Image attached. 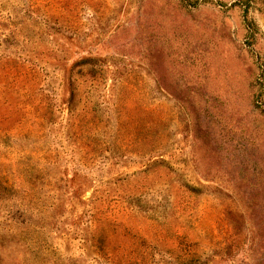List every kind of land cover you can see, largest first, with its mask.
Masks as SVG:
<instances>
[{"label":"rangeland","instance_id":"rangeland-1","mask_svg":"<svg viewBox=\"0 0 264 264\" xmlns=\"http://www.w3.org/2000/svg\"><path fill=\"white\" fill-rule=\"evenodd\" d=\"M0 264H264V0H0Z\"/></svg>","mask_w":264,"mask_h":264},{"label":"trees","instance_id":"trees-1","mask_svg":"<svg viewBox=\"0 0 264 264\" xmlns=\"http://www.w3.org/2000/svg\"><path fill=\"white\" fill-rule=\"evenodd\" d=\"M97 241H98V245H96V248H97V254L99 255V253L101 254V255H105V253H104V247H102L101 245H102V242H103V240H102V238L101 237H99L98 239H97Z\"/></svg>","mask_w":264,"mask_h":264}]
</instances>
